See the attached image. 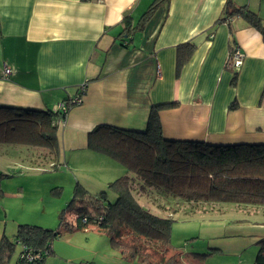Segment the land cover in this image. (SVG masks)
<instances>
[{
    "label": "crops",
    "instance_id": "1",
    "mask_svg": "<svg viewBox=\"0 0 264 264\" xmlns=\"http://www.w3.org/2000/svg\"><path fill=\"white\" fill-rule=\"evenodd\" d=\"M153 1L0 0V107L53 110L85 85L82 103L70 108L59 123L61 163L69 166L66 153L72 150L102 155L86 146L87 134L96 126L141 132L151 107L163 104H175L159 113L167 140L212 146L264 144L262 36L238 17L217 24L226 0H169L130 44L116 40L123 16L129 15L135 24ZM231 1L264 20V0ZM184 43L193 45L194 52L178 70L176 48ZM233 48L242 55L235 86L228 65ZM4 65L11 70L6 78ZM0 161L5 164L1 155ZM3 174L0 178H9ZM1 190L0 238L12 239L16 229L13 235L7 233L6 224L9 201L16 193ZM201 207L210 206H197L196 212ZM18 220L12 222L17 227L36 226ZM81 230L62 232L43 264H83L84 257L73 251L81 246V234L92 246L97 243L96 233L103 235L95 228ZM226 236L233 239L212 240L210 251L233 254L242 264L250 241L234 238L242 236L240 232ZM256 236L251 239L264 238ZM100 239V258L93 255L84 264L119 263L122 259L109 241ZM205 254L192 249L185 256L181 253V261L201 264L205 257L197 255Z\"/></svg>",
    "mask_w": 264,
    "mask_h": 264
},
{
    "label": "trees",
    "instance_id": "2",
    "mask_svg": "<svg viewBox=\"0 0 264 264\" xmlns=\"http://www.w3.org/2000/svg\"><path fill=\"white\" fill-rule=\"evenodd\" d=\"M168 2L154 0L135 24L129 15H124L122 30L116 40L130 44L134 35L143 31L156 9ZM236 17L255 29L264 41V20L246 6H234L231 0H226L224 14L216 23H228ZM193 52L194 46L189 43L177 46L178 70L190 60ZM229 70L233 73L231 85L235 86L237 72ZM80 88L77 94L83 96ZM61 103L65 110L0 107V144L22 145L36 150L41 166L57 167L61 164L57 134L59 123L65 120L73 107L71 99ZM174 105L151 107L146 128L141 132L110 126L92 129L87 134V148L116 160L130 174L122 175L108 185V191L115 194V199L108 200L107 191L94 196L86 194L76 185L71 202L58 214L59 227L56 230L19 225L12 239L5 235L0 238V264H8L16 245L35 251L49 250L50 254L52 243L62 232L80 229L66 223L67 214L82 217L89 212L93 215L87 224H93L98 233L107 237L123 261L182 264L181 252L171 245L174 223L171 213L184 212L190 216L197 213V206L220 203L264 206V144L212 146L167 140L162 134L159 113L163 108ZM32 161L38 162L36 159ZM135 191L142 195L149 192L146 197L149 203L167 210L169 217H160L144 209L133 199ZM164 203L169 207H164ZM256 245L258 250L252 264H264V238L259 239ZM206 255L209 254L197 256Z\"/></svg>",
    "mask_w": 264,
    "mask_h": 264
},
{
    "label": "rangeland",
    "instance_id": "3",
    "mask_svg": "<svg viewBox=\"0 0 264 264\" xmlns=\"http://www.w3.org/2000/svg\"><path fill=\"white\" fill-rule=\"evenodd\" d=\"M91 154L86 149L69 151L66 153L71 160L69 166L62 162L57 167L50 168L47 165H40L39 154L36 150L26 149L22 145L0 144V155L3 161L5 160V164L9 163V165L0 163V173L9 177L0 178V188L16 193L15 199L9 201L8 205L10 211L9 222L6 224L7 233L9 230L13 235L12 230L17 226L12 222L20 221L18 218L44 229L56 230L59 227L58 214L71 202L76 185L93 196L107 191L108 200L113 201L115 194L108 191V185L129 172L119 162L106 155ZM33 159L38 162L32 161ZM148 193L142 195L135 191L132 197L150 213L160 217H169L167 210L163 211L149 203L146 199ZM163 205L169 207L166 203ZM5 206L7 207V202ZM208 206L210 207H205V209L201 207L196 214L188 217L184 212L171 213L174 220L171 230L172 247L180 251L183 256L190 253L192 249L205 251L209 255L210 252L213 253L210 256L206 255L207 258L205 256L201 264H239V259L233 254L218 255L210 251L212 248L208 245L212 240H221V238L223 241L232 240L233 237L226 235L240 232L242 236L234 238L250 241L242 253V264H252L258 247L257 240L251 238L253 235L264 237V206L256 208L223 203ZM92 229L94 228L91 227ZM96 236L97 243L92 246L88 245L87 237L81 234V246L77 245L73 248L77 256L84 257L81 261L83 264L86 259H90L93 255L98 256L100 253L99 242L102 240L100 238L108 240L105 239L107 237H100L97 233ZM57 241L56 239L54 243ZM20 250L21 246L16 245L8 261L9 264L15 263ZM125 262L121 260L117 264H126Z\"/></svg>",
    "mask_w": 264,
    "mask_h": 264
},
{
    "label": "built area",
    "instance_id": "4",
    "mask_svg": "<svg viewBox=\"0 0 264 264\" xmlns=\"http://www.w3.org/2000/svg\"><path fill=\"white\" fill-rule=\"evenodd\" d=\"M241 64H242V55L238 50L233 48L228 55V65L237 71L238 68L241 66ZM10 74H11V70L6 65H4L2 67V77L6 78ZM80 90L81 93L84 92V86H82ZM81 103H82V95L80 94H77L75 97L71 99V106H78ZM59 109L65 110V106L62 103H60L53 110H59ZM92 215L93 213L89 212V214L79 217L74 213H68L66 216V223L71 225L73 228H77L79 226L82 230L86 231L91 227L95 228L93 224L91 225L87 224L89 217ZM48 252L49 250L35 251L26 246H21V250L17 258V264H43L45 258L49 255Z\"/></svg>",
    "mask_w": 264,
    "mask_h": 264
}]
</instances>
